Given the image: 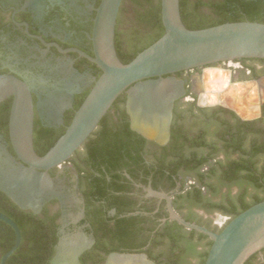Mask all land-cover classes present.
<instances>
[{
	"label": "flooded vegetation",
	"instance_id": "1",
	"mask_svg": "<svg viewBox=\"0 0 264 264\" xmlns=\"http://www.w3.org/2000/svg\"><path fill=\"white\" fill-rule=\"evenodd\" d=\"M102 1L0 0V75L15 76L31 88L35 151L65 133L102 75L91 61ZM124 2L116 35L129 30ZM210 71L230 76L221 90L206 86ZM169 77L178 83L159 101L169 109L162 142L132 128L125 94L105 116L103 132L92 134L69 160L48 171L54 192L40 209L21 208L0 188V197L17 206L21 222L0 210L21 234L18 248L4 261L17 235L0 220V264H51L61 246L83 247L81 264H106L113 253L166 262L160 254L165 243L158 238L180 224L170 218L168 200L156 194L168 196L185 220L191 215L210 230L209 220L218 229L227 225L230 217L208 215L207 206L217 201L203 183L215 184L218 172L211 175V169L218 163L254 162L264 169V60L240 59ZM10 99L0 104V148L22 166L10 138L12 104L10 110L3 105ZM126 246H133L132 252Z\"/></svg>",
	"mask_w": 264,
	"mask_h": 264
},
{
	"label": "water",
	"instance_id": "2",
	"mask_svg": "<svg viewBox=\"0 0 264 264\" xmlns=\"http://www.w3.org/2000/svg\"><path fill=\"white\" fill-rule=\"evenodd\" d=\"M121 4L122 0L102 1L93 36L95 58L91 59L102 70V75L65 133L45 155H38L34 149V101L31 88L15 76L0 75V104L9 98L13 99L10 138L19 160L25 164L18 165L6 150L0 148V188L21 208H41L54 192L48 171L69 160L86 143L121 95H128L132 128L150 139L162 142L167 138L169 109L159 101L167 98L165 90L168 86L178 83L174 78L165 76L240 59L264 60V24L245 21L190 30L182 20L180 0H162L165 34L130 63L124 64L118 57L115 42ZM141 90L151 93L156 99L153 109L164 114L161 135H151L136 124L131 106L133 98ZM156 195L168 200L172 220L213 241L205 264H246L251 257L264 250V201L238 215L217 233L186 221L174 211L168 196ZM0 220L11 225L17 235V243L5 256V261L18 248L21 234L11 219L0 214ZM63 247L59 248L51 264H81L79 257L83 247H67L66 250ZM117 258L156 264L145 254L120 253L111 254L106 264Z\"/></svg>",
	"mask_w": 264,
	"mask_h": 264
},
{
	"label": "trees",
	"instance_id": "3",
	"mask_svg": "<svg viewBox=\"0 0 264 264\" xmlns=\"http://www.w3.org/2000/svg\"><path fill=\"white\" fill-rule=\"evenodd\" d=\"M126 10L127 12L130 10V13L132 11L133 19L130 21V28L128 32L116 35L117 54L124 64L130 63L139 53L153 45L165 34L162 23V0H125L122 12L124 13ZM180 10L182 20L190 30H201L226 23L245 21L264 24V0H180ZM119 98H125V94ZM11 104L12 99L5 102L4 109L10 110ZM105 122L106 117L101 121L100 130L94 132L95 134L103 132V128L106 126ZM63 134L58 135L56 140L51 141L47 146L37 147L38 155H45ZM250 153L253 159L257 151L254 150ZM216 167L211 169V175L218 172L215 184L205 182L203 184L214 195L219 194L224 188L228 190V194H225L220 202L209 205L208 210H218L230 217V221H232L244 211L264 201V169L259 171L254 162L247 165L236 162L228 165L218 163ZM234 187L239 190L236 195H233L232 188ZM252 191L261 193L253 196ZM180 209L182 208L180 207ZM0 210L16 223L21 224L17 218V206L4 195L0 197ZM186 220L191 223L195 222L191 215ZM196 224L204 226L201 221ZM223 229L211 228L217 233ZM158 240L160 243L163 241L165 243V249L160 254L166 256L167 259L166 262L158 260L159 264H190V259L198 258H200L199 264H205L213 245V241L208 236L196 231H189L178 224H175V227H172L170 231H166L164 236ZM204 243L206 249L200 252L199 248ZM11 247L12 245L6 250ZM132 247L124 248L131 251ZM109 249L119 250L121 247L112 246ZM262 254L264 255V250ZM258 263L264 264V258L261 259L259 254H256L246 264Z\"/></svg>",
	"mask_w": 264,
	"mask_h": 264
},
{
	"label": "bare ground",
	"instance_id": "4",
	"mask_svg": "<svg viewBox=\"0 0 264 264\" xmlns=\"http://www.w3.org/2000/svg\"><path fill=\"white\" fill-rule=\"evenodd\" d=\"M156 99L147 90H141L132 100V111L135 116L136 124L145 132L151 135L162 134V119L164 114L155 111ZM163 103V102H162ZM76 242V241H75ZM77 243V242H76ZM75 244V243H74ZM110 264H141L139 261L127 259H114Z\"/></svg>",
	"mask_w": 264,
	"mask_h": 264
},
{
	"label": "rangeland",
	"instance_id": "5",
	"mask_svg": "<svg viewBox=\"0 0 264 264\" xmlns=\"http://www.w3.org/2000/svg\"><path fill=\"white\" fill-rule=\"evenodd\" d=\"M126 13H127V17H128L127 18V21L129 23V28H130V25H131V22L130 21L133 19V17L131 16L132 11L130 13V10H129V12H126ZM229 78H230V76L228 74H226V73H222V72H211L210 71V72H208L206 74L205 84H206V86L207 85L208 86H211V85L214 86L215 85V87L218 90H221L222 89V85L223 86L226 85V83L229 81ZM225 94H227V92ZM245 106L246 107H249V110H250V107L252 105H249V104L246 103ZM233 190H232L233 191V195H236L238 193V191H239L238 188H234ZM252 192H253L252 193L253 196L258 195V194L261 193V192H255V191H252ZM225 194L226 195L228 194V190L226 188H224L219 194L216 195L215 201L220 202L223 199V197H224ZM207 212H208V215L209 216L219 215V216L227 217L226 215H224L222 212H220L218 210L210 209ZM203 221H205V220H203ZM205 222H207V221H205ZM207 223H209L213 227H216V226L213 225V223H212L211 220H209ZM205 247H206V244L205 243L202 244L200 246V248H199L200 252L205 251V249H206ZM190 261H191L190 264H199L200 258H198V259H190ZM258 264H261V263H258Z\"/></svg>",
	"mask_w": 264,
	"mask_h": 264
}]
</instances>
